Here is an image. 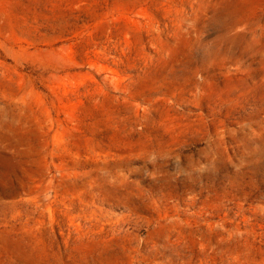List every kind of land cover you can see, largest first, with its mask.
<instances>
[{"label": "rangeland", "instance_id": "obj_1", "mask_svg": "<svg viewBox=\"0 0 264 264\" xmlns=\"http://www.w3.org/2000/svg\"><path fill=\"white\" fill-rule=\"evenodd\" d=\"M0 264H264V0H0Z\"/></svg>", "mask_w": 264, "mask_h": 264}]
</instances>
